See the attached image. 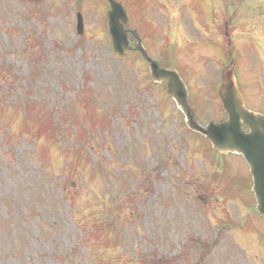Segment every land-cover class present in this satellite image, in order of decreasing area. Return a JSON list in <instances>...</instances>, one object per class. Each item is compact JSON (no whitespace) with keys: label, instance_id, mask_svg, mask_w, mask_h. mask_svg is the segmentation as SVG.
I'll return each instance as SVG.
<instances>
[{"label":"rangeland","instance_id":"rangeland-1","mask_svg":"<svg viewBox=\"0 0 264 264\" xmlns=\"http://www.w3.org/2000/svg\"><path fill=\"white\" fill-rule=\"evenodd\" d=\"M121 1L202 124L224 117L231 57L264 112V0ZM108 10L0 0V264H264L245 164L187 128L142 59L117 57Z\"/></svg>","mask_w":264,"mask_h":264},{"label":"water","instance_id":"water-1","mask_svg":"<svg viewBox=\"0 0 264 264\" xmlns=\"http://www.w3.org/2000/svg\"><path fill=\"white\" fill-rule=\"evenodd\" d=\"M108 2L111 10L108 13L107 24L113 48L117 54L124 55L131 49L128 33L123 27V23L128 22V13L122 3L115 0ZM77 30L79 34L84 30L81 13L77 14ZM138 40L140 42L135 50H141L149 62L150 74L154 82L168 81L169 93L185 114L187 125L205 134L214 149L223 153L236 152L246 159L254 177L257 209L264 216V114L256 113L246 107L237 82L234 63L224 69V81L219 90L223 110L228 118L220 122H210L204 128L197 122L188 104V92L179 74L175 70L160 67L147 54L139 37ZM245 128L248 131H245Z\"/></svg>","mask_w":264,"mask_h":264}]
</instances>
